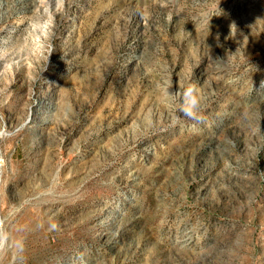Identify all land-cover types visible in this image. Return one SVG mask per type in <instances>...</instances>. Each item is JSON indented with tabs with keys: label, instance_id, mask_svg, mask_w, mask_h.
<instances>
[{
	"label": "rangeland",
	"instance_id": "obj_1",
	"mask_svg": "<svg viewBox=\"0 0 264 264\" xmlns=\"http://www.w3.org/2000/svg\"><path fill=\"white\" fill-rule=\"evenodd\" d=\"M0 234V264H264V0H0Z\"/></svg>",
	"mask_w": 264,
	"mask_h": 264
},
{
	"label": "clouds",
	"instance_id": "obj_2",
	"mask_svg": "<svg viewBox=\"0 0 264 264\" xmlns=\"http://www.w3.org/2000/svg\"><path fill=\"white\" fill-rule=\"evenodd\" d=\"M235 24L230 25L232 30ZM172 86H170L171 88ZM166 89V95L169 98H174L178 95L180 100V112L183 117L195 121L197 123H202L204 117L200 112V99H199V89L198 86L189 80H186L183 84L178 83V91L171 93L169 89ZM7 240L6 235L0 234V247H3Z\"/></svg>",
	"mask_w": 264,
	"mask_h": 264
}]
</instances>
